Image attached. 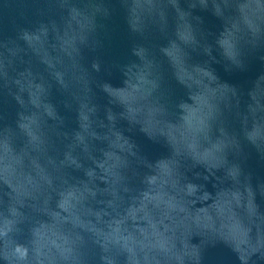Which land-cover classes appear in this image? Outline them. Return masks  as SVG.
Segmentation results:
<instances>
[{
	"label": "water",
	"instance_id": "obj_1",
	"mask_svg": "<svg viewBox=\"0 0 264 264\" xmlns=\"http://www.w3.org/2000/svg\"><path fill=\"white\" fill-rule=\"evenodd\" d=\"M258 3L0 0V146L39 184L18 202L0 178V224L15 220L0 250L27 248L35 264L44 225L82 237L79 264H144L145 255L181 264L141 250L158 243L194 251L182 264H264V139L248 138L264 133ZM193 113L205 116L196 151L214 159L181 142ZM218 206L231 209L247 245L202 226L206 214L219 226ZM105 236L120 242L105 251ZM0 264H10L3 251Z\"/></svg>",
	"mask_w": 264,
	"mask_h": 264
},
{
	"label": "clouds",
	"instance_id": "obj_2",
	"mask_svg": "<svg viewBox=\"0 0 264 264\" xmlns=\"http://www.w3.org/2000/svg\"><path fill=\"white\" fill-rule=\"evenodd\" d=\"M257 8H259V3L257 0ZM255 15V11H253ZM249 27H252L251 21H247ZM227 47L230 49V43L227 44ZM231 55V52H228ZM203 75L208 76L207 72ZM191 78V77H189ZM206 106V105H205ZM188 128L186 132H181V142L187 144L189 150L192 151L195 158L208 161L214 159V153L212 150L205 149L203 153H197L196 151V133L203 130L205 124V116L203 114L193 113L186 118ZM191 138V139H189ZM207 139V137H205ZM250 140H255L256 138L264 139V133L261 132L259 128H254L251 133L248 134ZM216 151H219V146L214 145ZM9 150L6 145L0 146V178L4 179V182L16 193L17 201L19 202V197L30 194L31 191L38 190L39 184L34 181L31 177L25 178L23 172L17 171V168L14 165L20 164L18 160H13L12 163H8ZM74 162V161H73ZM91 175V173H89ZM50 184V181H47ZM194 189L189 186L188 194H191ZM65 211L68 210L67 202L60 205ZM183 211V209H181ZM11 214L13 217L17 216L18 213L15 208L11 209ZM58 215V214H57ZM217 219L220 223L217 227L215 221H213L212 216L205 215L202 220V226L212 232L213 234L219 235L222 239L231 241L237 245V248H240V245H247V231L242 227V224L235 220L234 214L231 213V209H228V214L225 215V206L217 207ZM15 223V220H4L0 224V237L7 236L8 232L12 230V225ZM83 227V225H80ZM95 231L94 229H89ZM100 235V233H97ZM35 241H34V252H35V264H64V262L71 261L72 264H79V253L76 251V245L78 242L82 243V237L76 235L74 239H70L68 236L62 234L59 230L53 228H46L44 225H41L40 229L34 231ZM120 238L115 236H105L104 237V249L108 251V244L110 243H119ZM124 246L128 247V239L124 240ZM145 247H158L160 251L165 253L167 259L175 258L178 261L183 260V256L187 255L190 258L195 255V252H184L182 255L175 254L172 251V248L165 247L164 243H158L154 246L141 245V250L143 251ZM186 247V245H185ZM132 252V248H128ZM0 251H3V254L6 259L10 260V264L14 260L24 261L25 264H31L28 260V249L16 245L12 247L7 242L4 244V248ZM108 264H112V261H109ZM133 264H139V261H134ZM144 264H161V261L155 257L151 258L145 255Z\"/></svg>",
	"mask_w": 264,
	"mask_h": 264
}]
</instances>
